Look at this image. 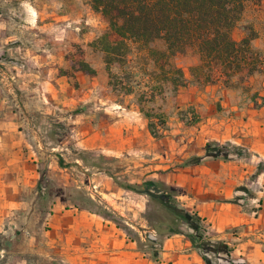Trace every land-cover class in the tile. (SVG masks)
I'll return each instance as SVG.
<instances>
[{
    "label": "rangeland",
    "instance_id": "1",
    "mask_svg": "<svg viewBox=\"0 0 264 264\" xmlns=\"http://www.w3.org/2000/svg\"><path fill=\"white\" fill-rule=\"evenodd\" d=\"M85 4L86 0H0V133L16 134L12 140L0 139V171L15 167L10 176L21 179L12 188L16 207L0 233V264H78L79 258L82 264H89V259L101 264L103 252L93 258L74 249L76 244L87 246L86 231L67 226L71 215L79 212L115 225L144 258L167 264L170 255L163 249L167 239L189 240L186 233L191 229L177 221L171 225L181 235H167L171 216L148 194L157 190L146 183H162L165 190L175 187L165 175L164 166L174 156L173 143L165 138L180 148L184 136L196 134L191 127L199 126L205 113L218 115L219 86L236 92L241 104L253 100L260 107L264 102V0L248 1L232 32L239 40L246 28L253 29L256 38L251 44L260 52L259 69L242 81L234 78L230 87L221 81L198 83L188 70L198 64V55L188 49L169 57L190 79L177 90L161 81L148 54L151 49L166 50L163 40L130 43L125 61L107 68L104 53L91 44L107 29L100 13L104 26L96 36H83L89 32L83 28L71 33L57 27L62 8ZM81 63L95 72H83ZM197 97L203 116L195 112L194 104L183 105V99ZM159 113L165 123L155 137L147 124L156 122ZM13 158L16 162L7 164ZM19 173H25V185ZM119 183H129L136 191ZM174 189L176 202L183 207L179 190ZM201 225L209 241L217 240L210 239L206 224ZM154 249L158 262L152 256Z\"/></svg>",
    "mask_w": 264,
    "mask_h": 264
},
{
    "label": "crops",
    "instance_id": "2",
    "mask_svg": "<svg viewBox=\"0 0 264 264\" xmlns=\"http://www.w3.org/2000/svg\"><path fill=\"white\" fill-rule=\"evenodd\" d=\"M57 16L62 22L57 27L62 26L71 33H77L75 30L79 28L89 30L83 36H96L104 26L90 0H86L85 7H64ZM218 88H221L219 94L222 96V110L218 115L205 113V120H201L199 126L191 127L196 134L189 138L184 136L180 148L178 142L175 145V140L165 138L174 146V156L164 166L168 169L165 175L167 182L179 190L178 198L183 207L206 224L210 239L223 240L232 247L231 257L235 263L260 264L264 261V102L260 107L253 100L241 104L236 92ZM183 100L184 106L194 104L195 112L204 115L198 97L195 101ZM261 113L262 117L257 116ZM15 135L14 132H1L0 139L12 140ZM209 143L237 147L240 153L228 154L225 158L205 156V147ZM11 150L14 152L13 147ZM5 155L12 157L14 154ZM192 156L199 157L200 161L185 164L184 161ZM14 162L13 158L7 164ZM13 171H16L15 167L0 171V233L5 232L10 210L16 207V194L12 188L21 179L11 177ZM18 175H24L22 184L25 185L28 182L25 173ZM66 216L61 213V217ZM69 220L71 224L67 226L87 233V246L76 244L74 248L81 254L86 251L89 256L99 258L97 252H103L101 264H155L144 258L136 243L125 237L118 227L95 214L79 212L72 214ZM165 244L163 249L167 248L170 255L167 264H205L190 240L170 237ZM82 260L79 258L78 264H82ZM96 263L89 259V264Z\"/></svg>",
    "mask_w": 264,
    "mask_h": 264
},
{
    "label": "trees",
    "instance_id": "3",
    "mask_svg": "<svg viewBox=\"0 0 264 264\" xmlns=\"http://www.w3.org/2000/svg\"><path fill=\"white\" fill-rule=\"evenodd\" d=\"M248 1L250 0H90L91 7L101 14L107 24L106 31L91 44L104 53V63L109 68L111 63L122 64L125 61V56L131 50L130 43L147 44L160 39L164 41L166 50L151 49L148 54L160 71L161 81L171 83L174 90L185 86L190 79L203 84L221 81L223 85L230 87L234 85V78L242 81L261 65L260 52L251 44L256 38L253 29L246 28V35L239 40L232 35ZM188 49L195 51L199 59L198 64L188 69L190 79L181 67L169 61V57ZM81 70L85 73L95 72L86 63H81ZM158 92H161L160 87ZM150 97L154 99V93ZM140 111L143 112L141 109ZM143 114L146 118H151L146 112ZM164 123L162 113L158 114L156 122L149 120L147 127L150 134L160 136ZM239 153L237 147L229 149L215 143H209L205 147V156L225 158L228 154ZM199 161V157L192 156L184 163ZM119 184L125 189L136 191L129 183ZM146 184L157 190L148 193L149 196L158 201L171 216L166 229L164 228L167 235L182 233L171 225L181 221L191 229L186 236L205 264H237L231 257L232 247L223 240L209 241L200 218L176 202L175 187L165 190L160 188L162 183ZM156 230L161 231L159 228ZM152 256L157 261L158 252L155 249Z\"/></svg>",
    "mask_w": 264,
    "mask_h": 264
}]
</instances>
